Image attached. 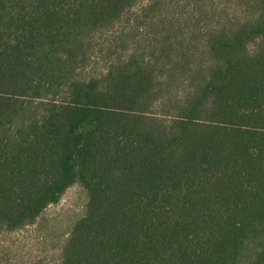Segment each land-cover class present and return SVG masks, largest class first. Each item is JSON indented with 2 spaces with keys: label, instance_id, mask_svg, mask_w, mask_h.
Segmentation results:
<instances>
[{
  "label": "trees",
  "instance_id": "trees-1",
  "mask_svg": "<svg viewBox=\"0 0 264 264\" xmlns=\"http://www.w3.org/2000/svg\"><path fill=\"white\" fill-rule=\"evenodd\" d=\"M76 182L57 264H264V0H0V235Z\"/></svg>",
  "mask_w": 264,
  "mask_h": 264
},
{
  "label": "rangeland",
  "instance_id": "rangeland-1",
  "mask_svg": "<svg viewBox=\"0 0 264 264\" xmlns=\"http://www.w3.org/2000/svg\"><path fill=\"white\" fill-rule=\"evenodd\" d=\"M95 66L100 69L103 64ZM87 201V191L76 182L33 223L3 232L0 235V264L59 263L63 245L74 223L85 213Z\"/></svg>",
  "mask_w": 264,
  "mask_h": 264
}]
</instances>
